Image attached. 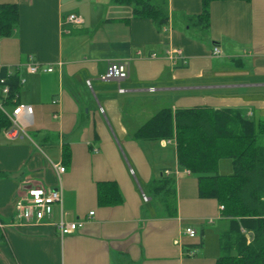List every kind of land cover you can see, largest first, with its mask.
Segmentation results:
<instances>
[{"label": "crops", "instance_id": "crops-1", "mask_svg": "<svg viewBox=\"0 0 264 264\" xmlns=\"http://www.w3.org/2000/svg\"><path fill=\"white\" fill-rule=\"evenodd\" d=\"M152 2L167 10L162 26L113 0H0L18 8L17 25L0 35V67L18 73L17 101L30 110L21 138L0 133V264H215L227 225L217 200L198 195L173 138L135 134L163 108H232L264 119V0H212L205 30L191 18L201 0ZM70 13L82 23H63ZM116 60L129 61L128 77L99 80ZM165 169L173 214L150 189ZM100 181L115 182L119 204L97 203ZM37 185L60 186L61 205L43 221L13 223L16 200ZM60 218L84 223L61 237ZM215 224L217 249L208 251L203 240Z\"/></svg>", "mask_w": 264, "mask_h": 264}, {"label": "trees", "instance_id": "trees-1", "mask_svg": "<svg viewBox=\"0 0 264 264\" xmlns=\"http://www.w3.org/2000/svg\"><path fill=\"white\" fill-rule=\"evenodd\" d=\"M211 1L201 0V11L191 16L203 30L209 23ZM113 2L131 5L134 16L150 18L159 26L167 20V10L152 0ZM17 22V5L1 3L0 35H9ZM0 79V86H8L7 94L0 93L1 133L10 125L4 107L18 102L20 79L18 73L4 66L0 67ZM135 136L149 140L173 138L177 164L196 177L198 195L223 205L220 213L227 225L218 236L220 254L215 264H264V119H248L232 108H163L142 124ZM224 158L229 159L230 170L221 173L218 164ZM150 189L160 193L167 211L173 214L172 176L162 170L160 179L150 182ZM96 191L99 205L122 201L113 181L97 182ZM248 232L252 233L251 239Z\"/></svg>", "mask_w": 264, "mask_h": 264}, {"label": "built area", "instance_id": "built-area-1", "mask_svg": "<svg viewBox=\"0 0 264 264\" xmlns=\"http://www.w3.org/2000/svg\"><path fill=\"white\" fill-rule=\"evenodd\" d=\"M63 23L65 24H80L82 23L81 16L70 13L63 18ZM179 52V51H178ZM219 52L217 47H213L212 53L217 54ZM30 63L28 64V70L30 72H36L39 69L38 64L31 59L29 56ZM46 70L51 71L52 68H46ZM129 75V61L128 60H116L111 61L107 64L105 71L98 76V79L101 81L106 80H116L117 82L125 80ZM0 82H3V79H0ZM86 84L90 86V80H86ZM153 88L151 87L150 90ZM119 92H124L125 88L118 87ZM8 86L1 85L0 93L2 95L7 94ZM101 109V108H100ZM7 113V112H6ZM30 110L26 104L17 102L12 108L10 113H7V116L10 120V125L3 130L5 136L9 139L21 138L24 132V122L30 121ZM55 171L59 174L64 172L65 167L62 165L52 164ZM130 173L133 174L132 169L130 168ZM189 173L188 170H185ZM165 174H169L170 170L165 169ZM141 198L143 201L148 200V196L140 190ZM62 203V189L60 186L54 188L45 187L42 185L29 186L27 187L22 195L16 200L14 204V215L12 218L13 223L21 222H33L37 223L49 218L52 215L53 205ZM220 211L223 209V205L219 204ZM93 211H89L86 217H91ZM84 223L83 219H77L70 222H64L62 218L56 224L58 233L62 237L66 234L74 232L80 228ZM3 224L0 222V228ZM184 234L189 238H193L197 235L195 228L187 226L184 228ZM193 250H189L188 254L192 255Z\"/></svg>", "mask_w": 264, "mask_h": 264}, {"label": "rangeland", "instance_id": "rangeland-1", "mask_svg": "<svg viewBox=\"0 0 264 264\" xmlns=\"http://www.w3.org/2000/svg\"><path fill=\"white\" fill-rule=\"evenodd\" d=\"M4 110L9 113L11 112V109L8 106L4 107ZM230 170V162L229 159L224 158L220 160L218 164V171L221 173H226ZM218 224L212 225L211 226V231L210 233L206 234L205 238L203 241H205V247L207 248L208 251L213 250L214 248L217 249V236L213 233V229L216 228Z\"/></svg>", "mask_w": 264, "mask_h": 264}, {"label": "water", "instance_id": "water-1", "mask_svg": "<svg viewBox=\"0 0 264 264\" xmlns=\"http://www.w3.org/2000/svg\"><path fill=\"white\" fill-rule=\"evenodd\" d=\"M247 236L249 237V239H251V237H252V233H251V232H248V233H247Z\"/></svg>", "mask_w": 264, "mask_h": 264}]
</instances>
